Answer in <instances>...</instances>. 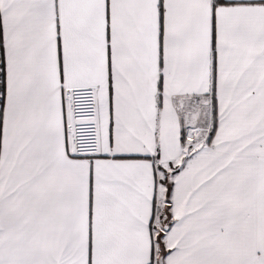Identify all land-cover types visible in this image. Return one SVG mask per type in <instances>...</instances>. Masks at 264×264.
<instances>
[{
  "label": "snow or ice",
  "instance_id": "snow-or-ice-1",
  "mask_svg": "<svg viewBox=\"0 0 264 264\" xmlns=\"http://www.w3.org/2000/svg\"><path fill=\"white\" fill-rule=\"evenodd\" d=\"M0 264H264V0H0Z\"/></svg>",
  "mask_w": 264,
  "mask_h": 264
}]
</instances>
